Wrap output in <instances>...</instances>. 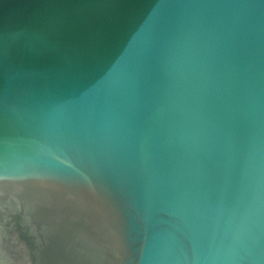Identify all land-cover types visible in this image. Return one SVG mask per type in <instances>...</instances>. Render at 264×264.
<instances>
[{"label":"water","instance_id":"1","mask_svg":"<svg viewBox=\"0 0 264 264\" xmlns=\"http://www.w3.org/2000/svg\"><path fill=\"white\" fill-rule=\"evenodd\" d=\"M0 264H264V0H0Z\"/></svg>","mask_w":264,"mask_h":264}]
</instances>
